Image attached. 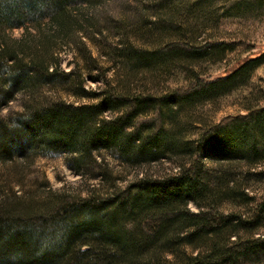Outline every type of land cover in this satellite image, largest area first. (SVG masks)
<instances>
[{"label": "trees", "instance_id": "trees-1", "mask_svg": "<svg viewBox=\"0 0 264 264\" xmlns=\"http://www.w3.org/2000/svg\"><path fill=\"white\" fill-rule=\"evenodd\" d=\"M101 1L0 0V107L15 92L28 97L22 111L0 116V264H262L264 189L252 184L264 185V87L250 91L243 114L216 123L194 119L198 125L179 118L248 84L264 65V50L204 78L196 62H222L244 43L202 34L178 12L154 11L159 16L145 27L160 36L157 44L112 47L130 73L88 90L76 65H61V52L73 47L93 60L85 41L101 33L91 9ZM176 1L150 7L171 11ZM198 1L185 3L188 16ZM220 1L215 21L264 14V0ZM12 27L24 28L21 37L3 33ZM175 62L177 86L155 93L141 85L145 73H169ZM58 84L92 101L32 95ZM190 124L197 132L187 130ZM100 150L130 167L168 161L171 168L140 171L120 186ZM52 153H66L69 167L97 184L73 194L51 189L44 178L42 195L25 189L34 159Z\"/></svg>", "mask_w": 264, "mask_h": 264}, {"label": "rangeland", "instance_id": "rangeland-1", "mask_svg": "<svg viewBox=\"0 0 264 264\" xmlns=\"http://www.w3.org/2000/svg\"><path fill=\"white\" fill-rule=\"evenodd\" d=\"M190 1L192 2V0L176 1L174 2L173 10L164 11L162 9H151L150 5L154 3L153 0H102L99 4L97 3V6L91 7L92 13H94L92 14L94 15L93 20L98 23L97 28L99 27L101 33L94 32L93 41H85L87 51H89L93 60L89 63L85 62L78 56L75 49L71 47L61 52V65L66 70L76 65L83 75L84 88L98 91L104 86L105 82H112L117 78L121 79V76L130 73L127 71L128 69L126 70L123 67L116 54L112 53V47L121 45L123 42H128L135 46H147V44L154 46L159 41L160 36L158 38L155 36L156 34L153 35V32H150L148 26L145 27V25L158 14L161 16L163 13L172 14V12H178L179 15L183 16L185 21L187 20L186 25L188 27H197V31L202 34H205L206 31V33L209 32L218 39L227 41L240 40L244 43L236 52L229 55L222 62L213 63L204 60L196 62L195 64L198 70L203 73L202 77L204 78H214L223 75L236 65L234 59L238 57L243 59L246 55L258 54L264 50V14L253 17L220 16L215 21L216 17L220 15L219 13L223 11V3L220 0H199L197 5H191L190 10L192 15L188 16L187 12H184V7ZM154 11H158L159 13L155 14L156 12ZM23 29V27H12L11 29L4 30L3 33L7 37L14 39L21 37ZM88 30L90 31V29ZM151 35L153 36L151 37ZM170 67L169 73H158L154 77L149 75L151 73H145V78L144 76L140 77L141 81H143L141 85L155 93L166 91L167 86H177L182 81L180 64L176 62L170 63ZM257 84L264 87V65L257 69L256 77H253V80L220 97L216 104H197L186 111L184 109L185 114L183 113L180 116V122L185 121V118H187L192 121L194 119H202L207 123H216L231 115L243 114L245 110L242 108V104L246 97H251L250 91ZM54 87L57 90L52 92L43 86V89H39L36 91L37 93L32 92V95L35 94L34 98L39 99L42 95L49 96L54 94L75 104L92 101L85 97L80 98L72 95L68 90L63 89L65 88L63 84L54 85L51 88ZM42 90H44L43 93ZM27 100L28 97L25 92H15L13 99L0 107V116H11L18 111H22L23 104L27 103ZM194 124L198 125L197 122ZM190 125L191 128L187 130H190L191 133L197 132V128L194 127L198 126ZM185 133L187 134V132ZM102 158L108 164L120 186L125 185L129 180L135 178L136 175H140L142 171L162 172L165 169L171 168L168 161L130 167L116 159L110 151L105 150L98 151V159ZM204 161L205 165L209 167L212 165L210 160ZM94 171H98V169H94ZM44 178L47 179L48 187L51 189H66L73 194L79 191L84 194L90 184L96 185L98 181L97 178L75 173L68 165V155L66 153L37 156L25 173V189L38 190L37 194L42 195L44 188H41V184ZM2 180L3 168L0 167V183ZM43 187L46 189V186ZM252 188L263 190L264 185L253 183ZM189 207L194 210L196 209L192 203H189Z\"/></svg>", "mask_w": 264, "mask_h": 264}]
</instances>
